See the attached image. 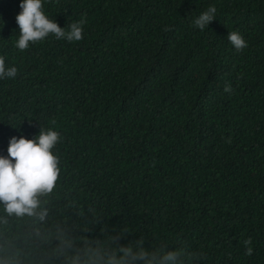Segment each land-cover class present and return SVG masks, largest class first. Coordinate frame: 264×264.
I'll return each mask as SVG.
<instances>
[{
  "label": "trees",
  "instance_id": "16d2710c",
  "mask_svg": "<svg viewBox=\"0 0 264 264\" xmlns=\"http://www.w3.org/2000/svg\"><path fill=\"white\" fill-rule=\"evenodd\" d=\"M42 2L65 31L83 20V39L21 51V0H0V57L17 68L0 79V156L51 128L61 169L43 220L0 203V264H84L87 247L119 257L141 239L188 264H264V0Z\"/></svg>",
  "mask_w": 264,
  "mask_h": 264
},
{
  "label": "clouds",
  "instance_id": "9594fccd",
  "mask_svg": "<svg viewBox=\"0 0 264 264\" xmlns=\"http://www.w3.org/2000/svg\"><path fill=\"white\" fill-rule=\"evenodd\" d=\"M19 7L21 11L16 16L19 37L15 43L19 50L28 49L30 43L43 41L50 34L57 40L69 42L83 39V20L67 24L68 30L65 31V27H60L45 14L42 0H21ZM216 12V7L210 6L194 20V26L200 30L209 27L215 20ZM227 39L237 51L247 47L246 41L236 31L228 33ZM16 75L17 68H6L5 58L0 57V79H14ZM224 91L231 92V86L225 85ZM59 139L55 130L43 127L33 139L23 136L10 139L7 157L0 156V203L5 206L8 215L45 218L46 210L37 212L41 204L39 197L51 193L59 179V159L53 153ZM251 243L250 238L244 241L246 255H252ZM65 244L70 246L69 241ZM119 252L122 255L117 257L115 253L106 255L99 248L87 247L83 250V255L87 257L84 264H136L137 261L142 264H188V261L198 258L186 248L169 250L166 245H161L150 250L144 246L143 239L137 241L135 251L128 246L119 248ZM73 264H81L79 254L73 259Z\"/></svg>",
  "mask_w": 264,
  "mask_h": 264
}]
</instances>
